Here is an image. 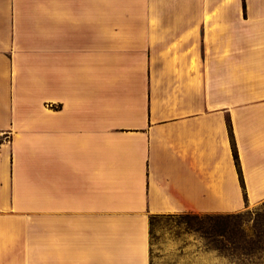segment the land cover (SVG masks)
Wrapping results in <instances>:
<instances>
[{
	"label": "crops",
	"instance_id": "1",
	"mask_svg": "<svg viewBox=\"0 0 264 264\" xmlns=\"http://www.w3.org/2000/svg\"><path fill=\"white\" fill-rule=\"evenodd\" d=\"M263 199L264 0H0V264H150L151 218Z\"/></svg>",
	"mask_w": 264,
	"mask_h": 264
},
{
	"label": "trees",
	"instance_id": "2",
	"mask_svg": "<svg viewBox=\"0 0 264 264\" xmlns=\"http://www.w3.org/2000/svg\"><path fill=\"white\" fill-rule=\"evenodd\" d=\"M233 158L236 162L234 149ZM193 218L207 248L243 264L264 262V201L254 208L246 206L234 213L194 215Z\"/></svg>",
	"mask_w": 264,
	"mask_h": 264
},
{
	"label": "rangeland",
	"instance_id": "3",
	"mask_svg": "<svg viewBox=\"0 0 264 264\" xmlns=\"http://www.w3.org/2000/svg\"><path fill=\"white\" fill-rule=\"evenodd\" d=\"M262 201L264 199L248 208H254ZM204 214L183 213L154 218L150 226V264H243L206 247V240L193 218Z\"/></svg>",
	"mask_w": 264,
	"mask_h": 264
}]
</instances>
